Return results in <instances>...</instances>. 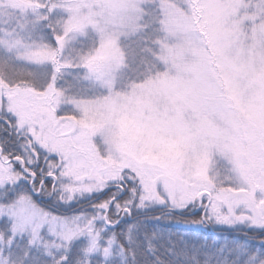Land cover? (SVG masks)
Returning a JSON list of instances; mask_svg holds the SVG:
<instances>
[{
  "label": "snow or ice",
  "instance_id": "6c2138e0",
  "mask_svg": "<svg viewBox=\"0 0 264 264\" xmlns=\"http://www.w3.org/2000/svg\"><path fill=\"white\" fill-rule=\"evenodd\" d=\"M0 264H264V0H0Z\"/></svg>",
  "mask_w": 264,
  "mask_h": 264
},
{
  "label": "water",
  "instance_id": "95a60500",
  "mask_svg": "<svg viewBox=\"0 0 264 264\" xmlns=\"http://www.w3.org/2000/svg\"><path fill=\"white\" fill-rule=\"evenodd\" d=\"M38 202H39V199H38Z\"/></svg>",
  "mask_w": 264,
  "mask_h": 264
},
{
  "label": "rangeland",
  "instance_id": "374dc122",
  "mask_svg": "<svg viewBox=\"0 0 264 264\" xmlns=\"http://www.w3.org/2000/svg\"><path fill=\"white\" fill-rule=\"evenodd\" d=\"M38 199V198H37ZM210 231V230H209Z\"/></svg>",
  "mask_w": 264,
  "mask_h": 264
}]
</instances>
